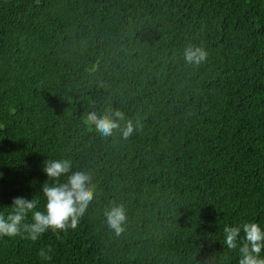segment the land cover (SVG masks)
Returning <instances> with one entry per match:
<instances>
[{"label": "trees", "instance_id": "1", "mask_svg": "<svg viewBox=\"0 0 264 264\" xmlns=\"http://www.w3.org/2000/svg\"><path fill=\"white\" fill-rule=\"evenodd\" d=\"M116 110L128 139L87 121ZM48 159L96 198L59 240L0 238V264H238L223 226L264 225V0H0V211L43 207Z\"/></svg>", "mask_w": 264, "mask_h": 264}, {"label": "clouds", "instance_id": "2", "mask_svg": "<svg viewBox=\"0 0 264 264\" xmlns=\"http://www.w3.org/2000/svg\"><path fill=\"white\" fill-rule=\"evenodd\" d=\"M208 52L202 47L187 45L184 49L186 64L199 67L208 59ZM87 121L95 126L103 137L114 133L128 139L141 127L140 120L128 118L125 113L116 110L112 114L99 115L91 112ZM70 159H48L44 162L43 171L48 180L42 187L44 198L40 207L38 197L27 199L15 197L11 206L0 211V238L21 237L32 242L51 231L56 238L61 239V233L75 231L81 218L90 204L96 198L95 185L89 171H73ZM61 177H66L61 182ZM50 181L51 183H49ZM107 226L116 235L125 230L127 212L125 207L113 205L104 212ZM222 243L230 251L238 254V264H264V225L256 221H244L236 224H225L222 230ZM51 245L39 250L43 261L53 259Z\"/></svg>", "mask_w": 264, "mask_h": 264}]
</instances>
